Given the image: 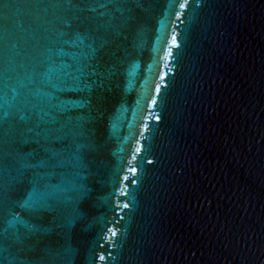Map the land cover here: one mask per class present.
Masks as SVG:
<instances>
[{"label":"water","instance_id":"water-1","mask_svg":"<svg viewBox=\"0 0 264 264\" xmlns=\"http://www.w3.org/2000/svg\"><path fill=\"white\" fill-rule=\"evenodd\" d=\"M0 264H264V0H0Z\"/></svg>","mask_w":264,"mask_h":264},{"label":"snow or ice","instance_id":"snow-or-ice-1","mask_svg":"<svg viewBox=\"0 0 264 264\" xmlns=\"http://www.w3.org/2000/svg\"><path fill=\"white\" fill-rule=\"evenodd\" d=\"M180 6L183 7L184 5L181 4ZM172 40H173V44H175V43H176V39H175V37H173ZM157 119H158V117H157ZM125 207H127V205H125ZM114 234H115V233H113V235H114ZM101 259H103V257H101Z\"/></svg>","mask_w":264,"mask_h":264}]
</instances>
